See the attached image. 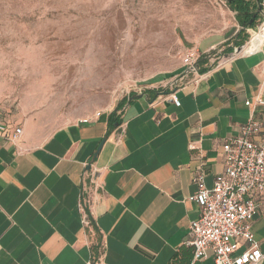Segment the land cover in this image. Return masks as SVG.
Instances as JSON below:
<instances>
[{"label": "crops", "instance_id": "0c3cea01", "mask_svg": "<svg viewBox=\"0 0 264 264\" xmlns=\"http://www.w3.org/2000/svg\"><path fill=\"white\" fill-rule=\"evenodd\" d=\"M234 48L195 73L182 66L117 111L45 135L39 114L18 115L17 104L7 120L22 135L15 143L0 138V264H214L211 252L193 262L192 177L203 171L212 187L223 144L251 116L264 131V105L255 106L264 102V47L230 58ZM114 112L119 125L108 129ZM256 201L250 229L264 255V194Z\"/></svg>", "mask_w": 264, "mask_h": 264}, {"label": "rangeland", "instance_id": "374dc122", "mask_svg": "<svg viewBox=\"0 0 264 264\" xmlns=\"http://www.w3.org/2000/svg\"><path fill=\"white\" fill-rule=\"evenodd\" d=\"M243 31L228 0H0V108L45 135L174 78L188 51L217 62Z\"/></svg>", "mask_w": 264, "mask_h": 264}, {"label": "built area", "instance_id": "2783aa9c", "mask_svg": "<svg viewBox=\"0 0 264 264\" xmlns=\"http://www.w3.org/2000/svg\"><path fill=\"white\" fill-rule=\"evenodd\" d=\"M259 12L258 24L248 30L247 41L234 48L230 58L253 54L264 47L262 5ZM201 55L196 51L186 53L183 58L186 73H195L199 69ZM171 99L174 105L179 106L176 98ZM245 105L249 107L250 102ZM263 105V101L256 100L255 106ZM7 115L0 108V138L15 143L22 135V129L9 124ZM261 129V121L251 116L239 134L223 144V172L215 176L211 188L205 186L203 171L192 177L196 191L189 200L199 207L197 219L189 225L193 262L205 259L211 252L214 264L263 263L264 255L250 229V223L257 214L256 196L264 194V131ZM87 205L82 195L81 212H85Z\"/></svg>", "mask_w": 264, "mask_h": 264}, {"label": "trees", "instance_id": "16d2710c", "mask_svg": "<svg viewBox=\"0 0 264 264\" xmlns=\"http://www.w3.org/2000/svg\"><path fill=\"white\" fill-rule=\"evenodd\" d=\"M259 3L260 0H228V7L237 15L239 25H241L244 29H253L260 20V12L258 8ZM237 37L240 38L238 40V44L236 45L237 47L242 46L248 39V35L245 31L238 32ZM125 102L126 101L124 100V102L118 106V110ZM107 125L108 129L119 125V122L115 117V112L109 115Z\"/></svg>", "mask_w": 264, "mask_h": 264}, {"label": "water", "instance_id": "95a60500", "mask_svg": "<svg viewBox=\"0 0 264 264\" xmlns=\"http://www.w3.org/2000/svg\"><path fill=\"white\" fill-rule=\"evenodd\" d=\"M102 143H103V141L101 142V144L99 145V147H98V149H97V152L96 153H98L99 152V150H100V148H101V146H102Z\"/></svg>", "mask_w": 264, "mask_h": 264}, {"label": "bare ground", "instance_id": "6f19581e", "mask_svg": "<svg viewBox=\"0 0 264 264\" xmlns=\"http://www.w3.org/2000/svg\"><path fill=\"white\" fill-rule=\"evenodd\" d=\"M245 49V48H244Z\"/></svg>", "mask_w": 264, "mask_h": 264}]
</instances>
